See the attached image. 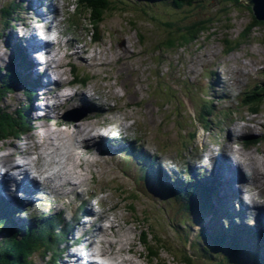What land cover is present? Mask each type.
<instances>
[{
  "label": "rangeland",
  "instance_id": "rangeland-1",
  "mask_svg": "<svg viewBox=\"0 0 264 264\" xmlns=\"http://www.w3.org/2000/svg\"><path fill=\"white\" fill-rule=\"evenodd\" d=\"M29 1L34 4V0H20L21 10L29 7ZM116 1L120 3L121 11L110 16L106 14L107 19L100 27L101 42L91 45L93 27L88 17L89 13L84 12L86 9H83L84 15L79 11L77 0H63L64 13L63 19L60 21L62 25H59L62 35L67 39L63 43L55 44L56 56L60 57V53L64 52L62 50L66 48L67 41H71L73 46L77 45L79 48L73 47L72 52L66 58L59 59L57 70L63 69L60 72L61 77L66 78L63 79V82H72V85V77L69 75L73 74L72 76L77 77L78 66L80 72H84L87 77L94 80H90L86 87L75 88L72 91L75 95L67 97L66 103L60 106L61 108H70L72 100L80 101L83 108L73 109L72 113H64V118L70 120H65L57 112L56 118L46 119V123L52 126H55L53 124L55 121H58L59 124L72 123L73 120L71 119H76L81 114L87 118L90 113L85 109H89L90 106L93 110L104 113L100 116L101 118H97L99 115H94V118H83V120H108L114 113L119 114L121 119L132 121L128 124L127 129L124 127L120 132L123 133L122 136L126 137L124 139L133 142H129L128 147L134 146L133 150L136 153L142 152L140 158L143 159V162L145 159L148 163L151 160L155 162V167L151 168L153 173L157 171L155 169L162 170L163 165L170 167L172 171L183 173V175L184 170H191L194 174L199 167L204 166L205 170L202 171L207 172L215 180L217 190L221 184L220 177H216V172L213 171L212 167L215 160H222L217 157V153L225 151V156L228 158L227 162L230 165L238 163L236 161L238 155L244 159L240 160L244 164L245 161L248 165L253 164V170L248 168V172H241L240 181L235 182L236 185L244 189L243 193L238 190V197L249 200L251 204L254 203L255 199L264 201V97L259 105L252 106L250 103H244L252 100L255 95L260 94L259 90L264 88V25L260 28L254 27V16L249 11L250 8L240 4V2V6H231L226 0H179L182 3V6H179L176 4L177 0ZM9 3H17V0H0V37L4 39L5 48H12V55L9 57L10 63L3 73L5 74L13 67L12 74L19 73L23 81L19 86L13 88L15 94L4 99L0 108H8L14 112L27 102L26 96L30 92H33V96L30 94V99L35 105L36 90L42 86L45 87V85L41 83L42 77L34 73L35 63L30 59V52H27L24 42L15 33L18 25L26 24L23 15L25 14L24 10L20 16L18 15V19L13 20L11 25H7L2 18L1 10ZM189 3L193 4L188 6ZM166 4L167 10L162 9L163 11H161V8ZM44 5L45 1L43 2ZM72 5L76 6L74 13L67 10ZM32 8L34 7L32 6ZM47 10L49 13L52 12L49 2L47 3ZM192 11L194 12L192 13ZM212 17L218 23L211 25V30L209 29L199 36L190 34V32L187 37L184 36V39H181V42L176 41V46L172 50L165 47L167 36L160 29H165V26L171 25L169 31L178 33L179 29L189 25H191L189 28L191 29L197 22ZM52 18L55 19L53 16ZM246 29L249 30L247 36H245ZM184 33L186 32L181 34ZM119 35L123 39L121 42H117ZM30 41L31 39H28L25 42L27 46ZM182 42L184 45H188L185 46V49H179L180 44H183ZM93 45L102 49L103 60L101 63H89L81 55ZM112 48L116 51H124L122 58H118L116 53L111 51ZM24 52L28 54L31 68L30 64L23 58ZM0 55L6 56L8 54L7 51L0 50ZM131 58L134 60L132 61ZM93 60H95L94 57ZM59 65L60 67H58ZM105 74L107 77L104 80L101 76ZM219 78L225 83V85L220 84L221 91L220 88L216 87ZM113 80H115V84L112 83ZM61 85L60 82H52L49 92L52 91L51 94L54 96L50 97L54 101L56 97L53 91L60 89V87L64 89L67 87ZM28 87L30 89H27ZM115 87L122 88L125 96L114 95L112 89ZM70 88L66 90L69 91ZM85 89L94 93L93 99L98 100L99 103H90L85 99ZM99 89L104 90L101 92L103 100L99 99ZM21 90V95H17ZM219 94L223 98L228 94V99L226 101L220 100ZM206 106H212V109L205 108ZM52 111L56 112L55 106ZM105 114L107 117L103 118ZM29 117L31 120V116ZM31 123L33 126L32 120ZM197 127L204 129V134L199 138L196 135ZM28 134L22 135L28 139L30 138ZM13 137L19 139V137ZM248 138L250 140L258 138L259 140L256 143L246 145ZM227 147H230L231 151L227 150ZM98 152L101 153L103 150L98 148ZM106 161L107 158L101 159L95 166L102 177L98 184V191L110 193L107 200L110 205L109 211L117 212L119 210L118 218L127 212L128 215L123 218L125 223L133 225L130 232L135 234L140 233L141 227L137 224V216L142 217L144 215L147 218L145 229L151 231L150 233L155 236L156 247L159 245L168 247L176 252L178 260H183V255L178 252L177 245L181 246L180 240L185 239L180 238V235L177 234L179 232L176 233L177 229H174V226L177 227V224L182 222L181 218L175 217V203L168 202V199L163 200L164 203L162 204L158 202L153 206V200L152 203L148 200L145 182H139V175L142 176L143 171L136 172L128 167L130 165L131 167L136 166V162L124 164L122 157L113 161L114 163H106ZM256 165L262 166H260L263 170L261 173L254 171ZM233 170L228 167L229 177H234ZM224 173L225 171H223ZM176 177L177 180L186 183L185 175L182 177L179 174ZM230 180L234 181L233 179ZM7 187L8 185L1 186L0 191H7ZM230 190L228 194H231L229 193ZM38 195V201H34L29 207L26 206L27 208L24 207V201L21 202L19 199L17 201L15 196L12 197V200H7L8 207L0 203V209L6 208L11 219V223H6L7 231L0 228V241L7 238V235L16 226H20L25 234L31 230H39V220H45L58 214H61L63 218L62 212H57L52 208V201L46 192ZM33 200L34 198H31V201ZM231 201L230 206L224 205L231 214H234L236 209L241 208L242 211V207L246 205L244 201L241 203L238 200ZM46 203L48 204L44 205ZM101 203L103 205L105 202L102 201ZM81 206H83L81 211L83 215H92L87 213L88 211L84 212L86 210L85 204H81ZM248 209L252 215L257 212L261 213V218L264 215V211L259 208L248 207ZM19 211L20 213H18ZM21 213H23V219L20 218ZM245 216L249 217L247 222L255 227L253 221L249 222L253 218L246 214ZM183 219L185 218L182 217ZM185 221L183 220V222ZM225 221L229 223L228 220ZM64 224L63 219L59 225L66 228ZM169 226H173L172 229ZM94 228H88V231ZM201 228L210 229L208 220L203 221L199 216L192 217L191 228H189L192 234L187 233L185 238L190 237V240H194ZM71 230L69 227V233ZM69 237L71 238V235ZM137 237L139 240V235H136L133 239L135 246L130 245L127 254L132 257V261L148 264L149 262L145 263V260L147 256L149 257V252L144 246L137 247ZM61 250L59 247L53 251L54 253L52 252L49 261L51 264H62ZM209 250L211 251L210 248ZM220 252L222 251L220 250ZM208 254V259L200 264H222L224 262L222 257L217 260H214L213 256L211 257V255L216 254L214 248ZM233 254L231 253L230 256ZM35 255L41 264H44L43 258L45 256L43 257L41 253ZM169 255L167 253L166 264L173 263L172 257ZM162 258L165 259V257ZM263 259L264 253L260 261H264ZM32 262L35 264L34 260ZM149 264H156V262L153 261Z\"/></svg>",
  "mask_w": 264,
  "mask_h": 264
},
{
  "label": "clouds",
  "instance_id": "clouds-1",
  "mask_svg": "<svg viewBox=\"0 0 264 264\" xmlns=\"http://www.w3.org/2000/svg\"><path fill=\"white\" fill-rule=\"evenodd\" d=\"M40 8L44 15L37 17L33 10L29 9L23 14L26 24L18 25L15 29L17 37L24 42L35 36L46 45H51L53 50L30 51V58L35 63L34 73L41 76V83L47 87L36 90L35 110L31 112L34 132L28 134L30 138L20 136L19 139L11 136L0 139V180H8L7 191H0V196L12 200L13 195L22 197L23 192L17 191V185L27 180L37 185L38 189L45 191L51 201L52 208L63 213L65 222L74 225L72 237L67 245H61L62 264H124L131 260L128 248L135 238V233L130 232L133 227L125 223L123 216L117 212L109 211L107 203L110 193L98 191V184L102 180L96 162L101 159L97 146L102 142H111L120 135L121 129L132 123L131 120L121 119L119 114H113L108 120L82 121L79 118L71 119L72 123L48 125L47 119H55L56 113L60 116L64 113H72L73 109L81 107L79 100H72L70 108H61L66 103V98L75 93L60 88L55 91V101L48 95L52 82H60L63 79L57 70L60 57L55 55L54 46L57 42L63 43L67 37L62 35V30L57 28L63 19V0H50L52 6L59 13L55 19L47 10V3ZM247 2V0H245ZM75 5L67 10L74 13ZM0 50L7 51L8 55H0V72L4 71L10 63L12 48H5V42L0 37ZM81 55L89 63H101L103 60L102 49L88 48ZM93 57L95 60H93ZM55 61V62H53ZM115 84V80L112 81ZM79 89L80 85H74ZM18 92L17 95H21ZM112 93L124 97L125 92L120 87L112 89ZM85 99L90 103H99L94 100V93L84 90ZM126 102V101H122ZM55 106L56 112L51 111ZM65 119V118H64ZM70 120V119H65ZM112 121V122H108ZM204 134L202 127H197V138ZM10 158V159H9ZM38 195V193H37ZM105 202L103 205L101 202ZM81 202L92 215L91 217L79 212ZM123 207V206H121ZM79 217L75 223L74 218ZM23 219V213L20 214ZM90 221L95 222V228L87 231ZM137 247H142L138 240ZM162 257L167 253L161 252ZM30 259L35 264H41L35 254H30ZM51 260V253L44 257L47 264ZM140 264V261H136Z\"/></svg>",
  "mask_w": 264,
  "mask_h": 264
},
{
  "label": "trees",
  "instance_id": "trees-1",
  "mask_svg": "<svg viewBox=\"0 0 264 264\" xmlns=\"http://www.w3.org/2000/svg\"><path fill=\"white\" fill-rule=\"evenodd\" d=\"M226 1H228V4L231 6L232 5L240 6L239 5L240 0H226ZM77 2L79 4L78 5L79 11H81L83 15L84 12L89 13L88 17L93 27L92 40L90 41V44L92 45L93 43L97 44L101 42L100 27L101 25H103L102 23H104L105 19H107L106 14L107 15L109 14L110 16L113 15L115 12L116 13L120 12L122 9L120 8V3H118V1L116 0H77ZM176 4L182 6V3L179 0L176 1ZM192 4L193 3H189V5ZM166 6L167 4L161 8V11L165 9L167 10ZM83 9H86L87 11L84 10L83 12ZM249 11L252 12L253 14L251 8L249 9ZM1 12L3 16L2 18L6 21V24L11 25V23L17 17V15L21 13V7L16 3H9L1 10ZM193 12L194 11H192V13ZM253 20H254L253 23H255L254 27L256 28L257 27L260 28V26L264 25V23L257 22L255 17L253 18ZM214 23H218V21L215 22L212 17L211 19L197 22V24L193 25L194 27H192L191 29H189L191 25L183 29H179L178 33H171L169 31L171 25L165 26L166 27L165 29L164 28L160 29L161 31H163L162 33H164L165 36H167L165 47L168 50L170 49L172 50L176 46L175 45L176 41L181 42V39H184V36L187 37L188 33L191 32L190 34H196L197 36H199L202 33H206L207 30L209 29L211 30L212 27L211 25H213ZM150 24L152 25V23ZM182 32H186V33L181 34ZM247 34H249V30L246 29L245 36H247ZM185 46L188 45H184V43L180 44L179 49L186 48ZM24 55H25V60L29 64V57L27 52L24 53ZM12 68L13 67H11L5 74L3 73V71L0 72V104L4 101V99L13 96L15 94V93L13 94L14 91L13 88L19 86L23 81V78H21V75L19 73L12 74L13 72ZM82 75L83 72H80V70H78L77 77L73 76L75 82L86 85L90 80H94L91 77H87L85 73L84 76ZM106 77H107L106 74L101 76V78L104 80L106 79ZM27 89H30V87H28ZM259 93L260 94L255 95V97L252 100L245 101L244 103H250L252 106L259 105L260 102H262L261 99L264 97V88L262 90H259ZM30 94L33 95V92L32 93L30 92ZM30 94L26 96L27 102L23 104L21 108L16 109L14 112H12V110L10 109L8 110V108L7 109L0 108V139H3L4 137L7 136L20 137L22 134L27 135L28 133L31 132L33 126L28 113L30 105L32 104V102H29V100H31ZM139 159L140 162L143 161L141 160V158ZM128 161L129 159L126 158V162ZM129 163H133V162L129 161ZM150 167L151 168L155 167V163L153 161L150 162ZM142 171L144 172L142 176H140L138 173L139 182L140 183L145 182L146 184L145 189L150 194V197L157 199L161 198L159 200L160 204H162L161 202L164 203L163 200L172 199L174 203L178 206L175 217L181 218L182 222H179L177 224V227L174 226L175 227L174 229H177L176 233L179 232L177 234L180 235V238L185 240H180L182 247L180 245H177L176 243L175 244L178 247L179 250L178 252L183 255L182 257L184 263L186 264L204 263V261L208 259V255H209L208 253L209 252L211 253V251H213L214 248V253L217 254V255L216 254L211 255V257L212 256L214 257L213 258L214 260L221 258L220 250L224 252L227 251L229 254L231 253L240 254L243 250L244 251L249 250L250 257L249 256L248 257L252 261L251 263L248 264H264V261L262 262L260 261V259L263 257L260 255L261 253L260 250L263 249L259 243L260 241L255 240L254 241L255 243L253 245L251 244V247H249V243H248L249 241L245 242L243 239H240L238 233H233L228 230H216V229L207 230L206 228H201V230L199 231L198 235L194 240H190V237L185 238L187 233H189V235L192 234L191 230L189 229L191 228L192 216L197 217L202 215L200 213L201 209L204 212L213 211L214 213L213 210L214 208L212 207V203L210 199L211 197L210 191L213 192L214 188L210 186L209 183L207 185H204V184H199L200 182H196L195 184L189 185L186 189H182L181 191L172 189L171 185L164 186V188L167 189V192L169 193L162 192L157 189L153 191L148 188L149 184L146 182V178L148 176L147 171H145V169H142ZM153 178L158 179L156 178V175H153ZM191 180H193V178H191ZM9 217L10 216L8 215L6 208L0 209V228H3L4 231H7L6 223H11V219ZM182 217L185 218L183 219L186 220L185 222H183ZM59 221H60V217L55 218L54 216L47 218L45 220L44 219L39 220L38 224L40 229L35 231L31 230L25 234L22 232L20 226L18 227L16 226V228L13 229V231L7 235V238H5L3 241L2 240L0 241V264H34L32 262L33 260L29 258L30 254L41 253L43 257L48 255L49 253L52 254V252L55 249H57L61 244H63L62 242H64V238L66 236L60 231V228H57L59 226ZM143 235H144L143 236L144 240L142 239V241L144 242V244H147L145 242L147 238V233H144ZM210 246H212L213 248ZM209 248L211 249V251L209 250ZM187 251L188 253H186ZM191 252H196V254L198 255H193L191 254ZM201 254H203V256H201ZM234 254L232 255L233 257ZM43 262H44V258H43ZM224 262L222 264H230L229 260H225ZM47 264H51V263L47 262Z\"/></svg>",
  "mask_w": 264,
  "mask_h": 264
},
{
  "label": "bare ground",
  "instance_id": "bare-ground-1",
  "mask_svg": "<svg viewBox=\"0 0 264 264\" xmlns=\"http://www.w3.org/2000/svg\"><path fill=\"white\" fill-rule=\"evenodd\" d=\"M30 2V1H29ZM53 9V12H52V16H54V17H56V15H58L59 13L57 12V10L53 7L52 8ZM110 36V35H109ZM120 37L117 39V42H121L123 39H122V37H121V35H119ZM31 39V41L30 42H28L27 44H29V47L31 48V51H38V50H42V49H44V50H46L47 52H51L52 50H53V47L51 46V45H46L44 42H42L41 40H39V39H37L35 36H33V37H31L30 38ZM73 47L74 48H79L77 45H75V46H73V43L71 42V41H67V44H66V48H64L63 50H62V52L65 54L64 56L63 55H61V57L62 58H60V60H62V59H64V58H66L71 52H72V50H73ZM104 47V46H103ZM102 47V48H103ZM32 48H33V50H32ZM98 48V47H97ZM21 50V49H20ZM54 50H55V55H56V53H57V50H56V48H55V46H54ZM114 51L115 53H116V55H117V57L118 58H122V55L125 53L124 51H122V50H118V51H116V50H114L113 48L111 49V51ZM103 51H106V50H103ZM109 52H110V50H109ZM112 55H114V54H112ZM136 56H137V54H136ZM24 59H25V55H24V57H23ZM132 59V61L134 60V58H131ZM55 62V61H54ZM58 67H60V65L58 66ZM77 69L79 70V66L77 67ZM83 75H84V72H83ZM220 84H223V85H225V83H224V81L221 79V78H219V80H218V84H216V87H218V88H220V91L222 90L221 89V86H220ZM71 85H72V82H63V84L61 85L62 87L63 86H67L65 89H67V88H70L71 87ZM45 87H47L46 85H45ZM61 88V87H60ZM99 99L100 100H103V97L101 96V92H103L104 90H101V89H99ZM53 92H55V91H53ZM52 93V91L51 92H48V95L49 96H54V95H52L51 94ZM221 93V92H220ZM228 94L223 98V96L221 95L220 96V94L218 95V98L221 100V99H223V101H226V99H228ZM91 107V106H90ZM92 108V107H91ZM93 109V108H92ZM52 111V110H51ZM93 111H95L96 113H95V115H99L97 118H101L100 116L102 115V113H104V112H102V111H97V110H93ZM108 112H110L111 113V111L110 110H108ZM75 114H76V112H74ZM78 113V112H77ZM108 114V113H107ZM107 114H105L104 116L105 117H103V118H106L107 116ZM94 116V115H93ZM80 117H83L82 116V114L81 115H79V117L78 118H80ZM84 118V117H83ZM87 118H94V117H87ZM87 118H85V119H87ZM47 119V118H46ZM83 121H91V120H83ZM107 121V120H106ZM109 122V121H108ZM53 124H59V122L58 121H55ZM126 129H127V127H125ZM124 128H122L121 129V131L123 130ZM120 135L121 136H118V137H116L115 139H117V141H123V142H129V141H127L126 139H124V138H126V137H124V136H122L123 135V133H120ZM114 139V140H115ZM252 140V139H251ZM105 142H102L100 145H98L97 147L99 148V149H102V145L104 144ZM119 147H121V146H119ZM119 147H114L113 149H115V148H119ZM227 150H229V151H231V149H230V147H227ZM103 152H104V150H103ZM107 152V151H106ZM115 152V151H114ZM143 156L145 155V154H142ZM218 157H220L222 160H224V163H225V160H228V158L225 156V151H222V153H218ZM240 160H244L242 157H240V156H238L237 155V160L236 161H238V163L236 162V165H233L232 164V166L231 165H229V166H227V167H225V168H223V166H220V170H218V174H220L221 176H223L225 179H229V181H231L230 179H233V180H237V176H238V182L240 181L239 180V174L242 172H248V168H252V166H253V164H249L250 165V167H249V165H248V163H247V161H245V164H244V162L242 161H240ZM4 161L2 160V159H0V163H3ZM257 163V162H256ZM228 164V163H227ZM235 164V163H234ZM261 165H256L255 167H254V171L255 172H259V173H261V170H262V166L260 167ZM163 167L164 168H166V169H168V170H171V168L170 167H167V166H164L163 165ZM228 167L230 168V169H234L233 170V175H234V177L233 176H231V177H229L228 175H230L229 174V171H228ZM263 169H264V167H263ZM199 171H197V172H201L202 170L199 168L198 169ZM251 170H253V168L251 169ZM223 171H225V173L223 174ZM263 171V170H262ZM253 172V171H252ZM251 173V172H250ZM262 175V174H261ZM236 181V182H237ZM232 182V181H231ZM8 183H9V181L8 180H0V187L1 186H6V185H8ZM17 191H22L23 192V196L22 197H16L15 195H13V196H15V198L17 199V201H18V199L19 200H21V202H22V200L24 201V203H25V206L24 207H26V206H28L29 207V205H31L34 201H38V196L39 195H37V193L38 194H42V193H44L45 191H43V190H40V189H38V187H37V185L36 184H34V183H32V182H28L27 180H25V181H22L20 184H18L17 186ZM224 187H225V190H226V192H228L230 189V192L229 193H231V194H227V196H228V198L229 199H231V200H238L240 203L242 202V201H244L245 202V198H243V199H241L240 197H238V190H236V191H234L229 185H227V184H224ZM2 191V190H1ZM232 192H234V193H232ZM227 196L226 195H224V198L225 199H227ZM31 198H34V200L33 201H31ZM25 199H27V200H25ZM27 201H31V202H27ZM254 203L252 204L253 206H256L257 205V202H259V204L261 203V204H264V201H259V200H256L255 199V201H253ZM48 204V203H47ZM248 207H250L247 203H246V205L245 206H243V209L244 210H246L250 215H252V212L248 209ZM27 208V207H26ZM255 208V207H254ZM259 209H261V210H263L264 211V209L263 208H259ZM24 211V210H23ZM86 212H87V210H86ZM87 213H90V212H87ZM91 214V213H90ZM85 216H88V215H85ZM89 217H91V215H89ZM262 220H263V222H264V215L262 216ZM93 227H95V222L94 221H90V223H89V225H88V228H93ZM88 231V229L86 230V232ZM137 240H138V237H137ZM138 242H140V238H139V240H138ZM141 244V243H140ZM131 246H135V244H134V241L130 244ZM61 251H63V250H61ZM131 251V250H130ZM129 253V252H128ZM140 254V253H139ZM143 254H144V252H143ZM147 258L150 260V258L147 256ZM149 262L147 259L145 260V262ZM124 264H136V262L133 260H128V261H125L124 262Z\"/></svg>",
  "mask_w": 264,
  "mask_h": 264
},
{
  "label": "water",
  "instance_id": "water-1",
  "mask_svg": "<svg viewBox=\"0 0 264 264\" xmlns=\"http://www.w3.org/2000/svg\"><path fill=\"white\" fill-rule=\"evenodd\" d=\"M240 4H243L246 7L251 8L256 21L264 23V0H247V2H245V0H240ZM79 119L83 120V117H81ZM131 208H133V207H131ZM146 222H147V218L144 217V215L142 217L139 215L137 216V224L141 226L140 230H139L140 233H138L139 238H140V243H141L140 245L144 246L145 249H147V251L149 250L148 252H149L150 260L147 258L149 263H153V261H155L156 264H166L165 263V261H167L166 258L165 259L162 258L161 254H160L163 251V252L170 254L169 257H172L173 263L186 264L183 262L182 259L178 260L176 253L172 249H170L168 247H163L161 245L156 247L157 242H156L155 236L152 233H150L151 231H148L147 229H145ZM144 233H147V238L145 241L147 244H144V242L142 241V239L144 240V237H143ZM175 260H176V262H175ZM145 263H148V262L146 261ZM173 263H171V264H173Z\"/></svg>",
  "mask_w": 264,
  "mask_h": 264
}]
</instances>
